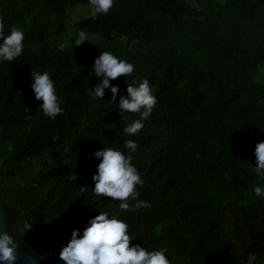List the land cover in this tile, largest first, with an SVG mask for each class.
<instances>
[{"label":"trees","instance_id":"trees-1","mask_svg":"<svg viewBox=\"0 0 264 264\" xmlns=\"http://www.w3.org/2000/svg\"><path fill=\"white\" fill-rule=\"evenodd\" d=\"M65 1L0 0L5 34L14 25L25 37L15 61H0V200L17 244L64 264L59 252L72 230L82 235L108 212L128 224L133 244L167 248L171 264H246L253 254V264H264L252 250L264 227V197L253 191L264 188L254 155L264 141V0H140L110 32L109 22L92 30L93 16L64 20L81 6ZM81 30L90 43L76 46ZM102 51L134 65L110 81L117 101L109 89L102 99L90 94ZM31 70L55 83L63 108L55 119L39 108ZM144 79L157 103L129 136L125 120L140 116L121 117L119 95ZM103 147L132 156L144 181L138 199L150 207L122 211L92 192L100 161L89 154Z\"/></svg>","mask_w":264,"mask_h":264},{"label":"clouds","instance_id":"clouds-1","mask_svg":"<svg viewBox=\"0 0 264 264\" xmlns=\"http://www.w3.org/2000/svg\"><path fill=\"white\" fill-rule=\"evenodd\" d=\"M91 5V15L95 18L99 15L109 14L115 4V0H88ZM0 61H15L23 52L24 32L16 26H12L10 33L5 34L4 21L0 17ZM87 33L79 31L75 45L80 46L87 41ZM67 41L59 44V49L67 47ZM94 73L99 82L95 84L91 95L103 98L105 89L111 92V100L117 101L120 90L118 85H112L110 81L121 76L125 78L134 72V65L127 60L120 59L111 52L102 51L95 58ZM31 89L37 101H41L39 108L49 119H55L63 113L60 97L56 93L55 83L47 71L31 70ZM127 95H119V114H139L140 119L134 120L123 131L129 136L136 135L143 127V121L147 120L157 103V98L152 92V87L147 79L139 86L127 84ZM129 152H135L137 143L132 139L124 142ZM95 156L100 162L92 176L94 188L92 192L98 197H108L119 201L122 211H136L140 208H148L147 201L139 200L140 192L137 186L143 187L144 181L136 166L132 163V156L125 155L121 151L112 148H101L89 154ZM256 158V171L264 174V141L257 142L254 150ZM77 174L70 177L71 181L77 180ZM82 191L89 188L82 185ZM257 197H264V188L256 186L253 189ZM130 201H136L133 205ZM128 224L119 219L117 215L109 217L108 212H100L91 218L88 226L80 234L78 229H73L71 239L61 246L59 259L64 264H171L167 248L148 251L139 243L133 244L128 232ZM17 245L12 236L6 231L0 230V264H15L17 261ZM255 255H249L246 264H253Z\"/></svg>","mask_w":264,"mask_h":264},{"label":"flooded vegetation","instance_id":"flooded-vegetation-1","mask_svg":"<svg viewBox=\"0 0 264 264\" xmlns=\"http://www.w3.org/2000/svg\"><path fill=\"white\" fill-rule=\"evenodd\" d=\"M52 2H55L56 0H50ZM156 0H147V2H153ZM64 3H67V6L69 3L65 0H63ZM81 6L79 7L74 6L73 12L69 15V13L64 12V20L69 21L70 23H75L79 19L84 17H92L91 15V5L89 4L88 0H80L79 1ZM140 0H115L114 7L112 11L105 15H99L96 17V20L94 22V25L92 26V30L98 31L99 27H101L104 23L109 22L110 28L107 29V31H111L113 28L117 29V25L121 24L124 20L130 19L132 7L139 3ZM121 13V14H120ZM75 18V19H74ZM76 25V24H75ZM256 239V242L254 243L255 248H253V251H259L264 253V227L261 229H258V231L253 236ZM259 246V248H258ZM258 248V249H257Z\"/></svg>","mask_w":264,"mask_h":264},{"label":"water","instance_id":"water-1","mask_svg":"<svg viewBox=\"0 0 264 264\" xmlns=\"http://www.w3.org/2000/svg\"><path fill=\"white\" fill-rule=\"evenodd\" d=\"M10 216L3 206V202L0 200V230L8 232L12 236L17 245V261L15 264H49L54 260L52 257L42 258L40 249L38 246L33 248L20 247L13 235V232L9 226Z\"/></svg>","mask_w":264,"mask_h":264},{"label":"rangeland","instance_id":"rangeland-1","mask_svg":"<svg viewBox=\"0 0 264 264\" xmlns=\"http://www.w3.org/2000/svg\"><path fill=\"white\" fill-rule=\"evenodd\" d=\"M74 19H75V18H74ZM89 43H90V40L87 41V45H88ZM227 234H228V235H231V229H228Z\"/></svg>","mask_w":264,"mask_h":264}]
</instances>
